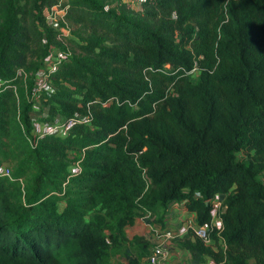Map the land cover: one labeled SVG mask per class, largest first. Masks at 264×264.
<instances>
[{"label":"trees","instance_id":"1","mask_svg":"<svg viewBox=\"0 0 264 264\" xmlns=\"http://www.w3.org/2000/svg\"><path fill=\"white\" fill-rule=\"evenodd\" d=\"M58 1L0 0V264H143L152 245L125 228L175 202L209 225L219 196L212 245L189 231L177 249L264 264V0H68L78 41L45 25Z\"/></svg>","mask_w":264,"mask_h":264},{"label":"built area","instance_id":"2","mask_svg":"<svg viewBox=\"0 0 264 264\" xmlns=\"http://www.w3.org/2000/svg\"><path fill=\"white\" fill-rule=\"evenodd\" d=\"M69 4L68 0H59L56 5L51 6L49 9L45 8L43 11V17H44V23L48 28H54V29H60V26L63 25V28L60 29V31L66 36L69 37L68 34H66L64 31L71 28V25L66 21L65 15L68 11ZM60 38V37H59ZM58 38V39H59ZM67 51L69 52V49L67 48ZM64 59V55L61 53V51H57L55 54L50 53L43 61V68L40 72L37 73V76L39 79H41L42 82H45L50 73H52L54 70L57 69L59 64ZM195 72L192 71L191 74ZM20 74V72H19ZM37 88H41V86H37ZM89 121L88 118L85 119H70L62 123H55V124H48L50 126H45L42 124L41 126L46 128L45 132L38 136H43L45 134H55L59 133L62 137H66L69 133V130L73 125L76 123H87ZM40 131L39 128L35 131ZM0 175L1 176H9V170L5 166H2L0 168ZM222 198L215 197L214 199L210 200V224L205 226H198L196 225L195 215L187 213L190 215L189 218L184 223V226L180 230L179 233H174L170 230H165L163 228L159 227H152L151 232L157 237L161 238L164 237L166 239H174L176 237H183L186 236L189 231L193 233V238H197L201 240L205 245H212L211 239L209 237V233L213 230L216 231L217 234H219L222 230V219L220 217V211L219 207L221 205ZM183 202L178 203H172L170 206H178ZM169 206V207H170ZM151 226V225H150ZM224 249V244L221 242V247ZM167 257V251L164 249V247L161 244H152L148 256L144 259L143 264H164L165 259Z\"/></svg>","mask_w":264,"mask_h":264},{"label":"crops","instance_id":"3","mask_svg":"<svg viewBox=\"0 0 264 264\" xmlns=\"http://www.w3.org/2000/svg\"><path fill=\"white\" fill-rule=\"evenodd\" d=\"M37 129H38V127H36V130ZM183 205H184V202L181 203L178 206H170L168 208V213L166 214L165 218L163 219L162 224L153 222V224L151 225V224L146 223L145 221L143 222L142 219H137L132 226H128L127 228H125V236H126V238L130 240L134 236H141L137 232H134L135 229L140 227V224H141L142 227H145L147 230L149 229L150 233H151V228L152 227H159L160 226L161 228H163L165 230H168L167 229V225L168 224L170 225L171 223H173L174 225H172V226H175V229H176L175 231H177V232H174V233H176V234L179 233L180 230L182 229V227L184 226V223L187 220V218L190 217V215L187 214L188 212H186L183 209V207H184ZM179 209H180V212H179ZM139 220L141 221L140 223H139ZM151 220L153 221L154 219L152 218ZM166 221H168V223L165 225L164 222H166ZM155 225H157V226H155ZM142 237L147 239L151 243V245L160 242V244L167 251V257L165 259L164 264H183L182 261H180L177 258L178 252H176L175 249L179 250V251L187 252L186 250L177 249L178 248L177 242L178 241H182L185 236L179 237L178 241L176 243H173L174 239H166L164 237H161L160 240L157 241L156 239H159V238H157L155 236L152 239V237H149V235L147 233H145V235H142ZM188 255H189V258H190L188 264H191V255L189 253H188ZM126 262L127 261L123 257H121L119 255L115 256L114 258H112L110 260V264H126ZM185 264H187V262Z\"/></svg>","mask_w":264,"mask_h":264},{"label":"rangeland","instance_id":"4","mask_svg":"<svg viewBox=\"0 0 264 264\" xmlns=\"http://www.w3.org/2000/svg\"><path fill=\"white\" fill-rule=\"evenodd\" d=\"M104 1H105V3L108 6L114 7V8H120L121 6H127V8L130 10V12H135V13L138 11L139 4H140V0H104ZM64 32L66 34H68L69 37H67V38H69L71 40H74V41H78L81 36H84L86 34V32L83 29H80L79 27H74V26H72L71 28H69L68 30H66ZM51 53L55 54L56 51L54 50ZM197 78H198V72H195L191 76V81L192 82H196V79ZM39 104L40 103L38 101L34 104V108L36 109L35 116H38L39 113H40V111H38ZM57 120H59V119H57ZM35 124H36L35 128L38 127L40 131L35 132L36 131L35 130L34 131V136H38V135L42 134L43 132H45V130H46V128L43 129V127L41 126V124H44L45 126L46 125L47 126H50L48 124H51V123H41V121L39 120V122H37ZM221 202H222V200H221ZM224 209H225V207L221 203V205L219 207V211L220 212H223V211H225ZM179 212H180V209H179ZM153 219H154L153 221L155 222L157 220V217H154ZM140 222L141 221L139 220V223ZM167 223H168V221L164 222L165 225ZM172 225H174V224L173 223H171L170 225L168 224L167 225V229L170 230V231H172V232H177V231H175L176 230L175 229V226H172ZM155 226H157V225H155ZM134 232H137L141 236L142 235H145V233H147L149 235V237H152V239L155 237V235L152 232H151L152 234L150 233V230L149 229L147 230L145 227H142L141 224H140V227L139 228H137V229L134 230ZM156 240L159 241L160 238L159 239H156ZM177 241H178V237L174 238V242L173 241L172 242L173 243H176ZM158 244H160V242ZM212 248L215 251L218 250V248L215 245H213ZM175 251L178 252L177 258L180 261H182L183 264H185L186 262L188 264L189 259H190L188 253L185 252V251H179V250H176V249H175ZM205 264H213V263H212V260L208 259V260H206Z\"/></svg>","mask_w":264,"mask_h":264},{"label":"water","instance_id":"5","mask_svg":"<svg viewBox=\"0 0 264 264\" xmlns=\"http://www.w3.org/2000/svg\"><path fill=\"white\" fill-rule=\"evenodd\" d=\"M220 197L223 198V196H220ZM225 209H226V208H225ZM225 209H224V210H225ZM223 212H224V211H223Z\"/></svg>","mask_w":264,"mask_h":264},{"label":"clouds","instance_id":"6","mask_svg":"<svg viewBox=\"0 0 264 264\" xmlns=\"http://www.w3.org/2000/svg\"><path fill=\"white\" fill-rule=\"evenodd\" d=\"M223 213V212H222Z\"/></svg>","mask_w":264,"mask_h":264}]
</instances>
